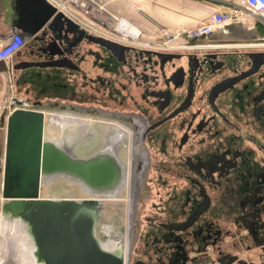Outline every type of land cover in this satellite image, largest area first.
Here are the masks:
<instances>
[{"label":"flooded vegetation","instance_id":"obj_1","mask_svg":"<svg viewBox=\"0 0 264 264\" xmlns=\"http://www.w3.org/2000/svg\"><path fill=\"white\" fill-rule=\"evenodd\" d=\"M247 29L172 51L95 35L116 46L81 38L60 54L51 47L55 56L37 51L48 40L23 50L25 63L65 65L22 69H36L35 79L48 81L42 72L51 68L71 76L53 84L70 86L69 102L42 98L38 107L51 102L143 125L137 147L148 162L136 180L134 215L144 181L163 193L153 196L154 215L127 264H264V49L233 44L253 38ZM109 101L133 111L110 112Z\"/></svg>","mask_w":264,"mask_h":264},{"label":"water","instance_id":"obj_2","mask_svg":"<svg viewBox=\"0 0 264 264\" xmlns=\"http://www.w3.org/2000/svg\"><path fill=\"white\" fill-rule=\"evenodd\" d=\"M14 3L18 16L15 28L27 44L36 46L49 41L45 47L37 48L41 53L55 56L81 38L116 46L86 33L47 0H15ZM71 39L74 42H69ZM51 47L58 49L57 53L49 51ZM31 66L60 68L65 65L62 59L47 63L20 61L13 69ZM43 124L44 114L37 110H15L7 116L0 187L6 201L2 203V211L27 222L43 264H122L119 254L95 236L98 208L94 204L38 198L44 178L56 174L75 180L97 194L108 191L120 175L118 164L103 154V150L88 158L66 153L45 140Z\"/></svg>","mask_w":264,"mask_h":264},{"label":"crops","instance_id":"obj_3","mask_svg":"<svg viewBox=\"0 0 264 264\" xmlns=\"http://www.w3.org/2000/svg\"><path fill=\"white\" fill-rule=\"evenodd\" d=\"M14 1L0 0V43L6 41L12 33L21 34L15 28L18 16ZM47 1L56 8L57 5L63 4L66 0ZM83 3V8L93 7L96 9L98 19L95 18L94 22H97L96 24L100 27L112 25L114 22L117 24L125 23L127 26L139 29L141 36L148 40L156 38L157 32L162 30L193 27L220 8V3L214 0H83ZM71 10L75 17L88 20L83 13L76 11L77 9L71 8ZM239 24L229 25L228 31H244L245 28ZM216 34L221 33L215 31L210 36ZM27 43L20 50L21 54L16 53L6 61H0V131L3 130L2 127H4L9 114L8 100L12 95H16L15 93L31 95V99L51 98L52 100L64 102H69L71 97L70 86L65 90L53 86L54 83L61 82L69 84L71 76L66 69L56 70L51 68L43 70V75L49 74L51 76L48 81L35 79L36 69L23 71L22 69L18 71L13 69V66L22 60L23 50L29 45ZM34 80L47 88L44 93L42 92L43 94L40 93L41 91L38 92V85L35 84L37 81ZM0 143H3L1 148L3 154L4 140ZM0 160L2 161L1 174H3V155Z\"/></svg>","mask_w":264,"mask_h":264},{"label":"rangeland","instance_id":"obj_4","mask_svg":"<svg viewBox=\"0 0 264 264\" xmlns=\"http://www.w3.org/2000/svg\"><path fill=\"white\" fill-rule=\"evenodd\" d=\"M96 18L98 19L97 15H96ZM88 21L90 22L89 19ZM242 24H239V25L243 26L245 29L248 28L247 29L248 31H245V32L253 35V38L248 39L246 41H240V42H234V43L229 41L227 43H223L222 45H232L233 43L235 44V46L238 47V45H248L249 44L252 46L251 49H264V24L256 20H248L246 22H242ZM117 26L118 24L115 22L112 25L104 26L102 28L105 32L104 31L103 32L108 35L115 36V37L120 36V34H118L116 31ZM253 26L256 31L255 33H253V30L251 31ZM141 35L142 34H140L137 37V39L118 38V42L129 44V45H140L145 48H151V47L157 46L158 44L162 42V40L159 38H152L148 40L146 38H143ZM131 42L135 44H132ZM180 42H183V41H180ZM184 42L183 44L188 46V44ZM197 43L199 42L197 41ZM175 44H179V41H175ZM237 47H234V48H237ZM221 49L223 50V48ZM15 94L18 97L23 98V99H30L31 101L36 100L35 98L31 99L32 97L31 95H28L30 97L29 98L27 95H23L22 93H15ZM48 100L52 101V99H48ZM50 103L51 102H49L48 105L45 103L44 105H41L38 109L43 110L49 114H52V113L64 114V112H62L61 106L59 107L58 105H50ZM94 105L97 106L99 104L96 103ZM105 109H108L110 112L116 111V110L126 111V112L133 111L132 107L126 106L124 107V109H121V107H119L117 103L110 102V101L105 106ZM69 114L83 119V125L85 126L84 129H81L78 126H72V127L66 128L63 131V135L66 138L69 135L73 137L72 141L74 142V147L71 149V152L75 157H78V158H88L94 153L100 151L102 147H104V145L103 146L101 145L103 144L102 142L103 129L107 127V123L111 124V123H114V121H117L115 117H110V118L108 117V119H105L106 117L104 116L103 117L88 116L86 113L82 111H77V110H72V109L69 111ZM45 119L46 121H48L49 116L47 115ZM121 123L129 127L132 124V123L130 124L126 122H121ZM2 129L3 130L0 131V142L4 140L5 125L4 127H2ZM2 146H3V143H0V157L2 156V149H1ZM121 150L122 152H120L119 157L121 158V160L123 161L125 165H128L129 161H128L127 155L125 154V148ZM1 169H2V161L0 160V187H2L1 186L2 185ZM152 176H153L152 172L148 170L147 177L152 179ZM84 188L85 187L78 184L75 180H72L67 177H61L60 179L52 183L42 184V190L40 189L38 190V193H40L38 197H41L44 199H55V200L66 199V198L81 200V199H85L86 197L90 196L89 193ZM140 189H141L140 190L141 196L139 198L138 211L137 213H135L133 217L131 231L129 232L131 243L133 242L135 238L137 239L133 246V248L135 247V250H136V247L139 246L141 242L140 237H142L143 234L146 233V226H148L147 225L148 218L153 217L154 215V213H150L151 211L154 210L153 207H151L150 205L152 203L151 200H154L153 196L157 194L156 193L157 190H158V193L160 192L163 193L162 186L156 185V184L155 185L151 184L149 186L148 182L146 181H144ZM127 198H128V192L127 190H125V191H122V193L120 194V197L117 200L102 202V205H101L102 214H101L99 223L96 227V235L102 241H106V240H109L115 237H121V238L125 237V240L127 239V230H128ZM156 198L157 197L155 196V199ZM2 203H3V198L1 195V191H0V215L2 211ZM3 232L1 231V227H0V241L1 242L3 241V238H4L3 236H5L6 234V231H3ZM135 250H134V253H136Z\"/></svg>","mask_w":264,"mask_h":264},{"label":"bare ground","instance_id":"obj_5","mask_svg":"<svg viewBox=\"0 0 264 264\" xmlns=\"http://www.w3.org/2000/svg\"><path fill=\"white\" fill-rule=\"evenodd\" d=\"M117 124L119 127H122V131H124L123 136L122 132L111 133L113 130L112 128ZM72 126H78L81 129L85 128L83 125V119L72 116L71 114H54L49 116L48 121H46L44 116L43 136L45 137V140L51 142L66 153L74 156L71 152V149L74 147V142L72 141L73 137L69 135L66 138L63 135V131L66 128ZM142 127L143 125L140 124L139 119L133 121L130 127L122 124L119 121H114V123L111 124L107 123V127L103 129V144L101 145H104V147H102L101 150H103V154L113 158L119 166L120 175L115 185L108 191L98 194L94 193L93 191H89L87 188H84L89 194L93 195L92 197L89 196L85 199L75 200L72 198H66V200L77 201L80 203H91L98 208V218L95 225V236L101 243L111 249V251L119 254L122 264H127V256L131 246L129 232L131 231V225L133 222V212L136 208L135 192H137L138 183L136 180L139 179L140 174L146 167V162H148L147 156L144 155V152L137 147V145L140 143ZM124 148L125 154L127 155L129 161L128 165H125L119 157L120 152H122L121 149ZM61 177L63 176L57 174L51 175L49 177H45L43 180L44 183H42L49 184L60 179ZM39 189L42 190V186H40ZM125 190L128 192L127 239L125 240V237H115L106 241H102L96 235V227L102 214V202L117 200L120 197L122 191ZM38 198L44 199L41 197ZM4 201L6 200L3 198V202ZM0 227L2 232L6 231L5 236H3V241H0V264H43L42 259L38 255L35 241L30 234V228L27 222L23 221L18 215H13L6 210H3L0 215Z\"/></svg>","mask_w":264,"mask_h":264},{"label":"built area","instance_id":"obj_6","mask_svg":"<svg viewBox=\"0 0 264 264\" xmlns=\"http://www.w3.org/2000/svg\"><path fill=\"white\" fill-rule=\"evenodd\" d=\"M214 1H218L220 3L219 10L207 16L202 22L193 27L181 28L177 30H162L157 32L156 38L161 39L162 42L151 48L161 51L186 49L189 48V46L183 44L184 41H201L207 39L215 31H219L221 34L225 35L228 33V26L232 24H239L248 20H256L264 24V0ZM83 5V0H66L63 4L57 5L58 7H56V9L70 18L79 26V28L90 35L100 36L113 41L116 40V42H118V38L137 39V37L141 34L140 30L137 28L127 26L125 23H118L116 31L120 34V36L115 37L108 35L104 33L105 31L102 27L96 24L97 22H93L97 15L96 9L93 7L83 8ZM69 7L77 9L76 11L83 13L84 17L88 18L90 22L84 18L75 17ZM134 8H136V6H134ZM175 41H179V44H175ZM26 43V40L20 33H12L6 41L0 43V61H6L11 56L18 53L26 45ZM61 107L62 112L68 115L70 107H67L66 105ZM15 110L40 111L30 99H23L16 95H12L8 100V112L10 114ZM41 112L44 114L45 118L47 115L51 116L55 114H49L45 111ZM112 129L111 133L122 132V136L124 135L122 127H119L118 124Z\"/></svg>","mask_w":264,"mask_h":264}]
</instances>
